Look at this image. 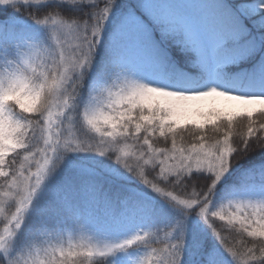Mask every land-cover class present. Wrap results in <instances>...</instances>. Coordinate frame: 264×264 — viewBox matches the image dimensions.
I'll return each mask as SVG.
<instances>
[{
	"label": "snow or ice",
	"instance_id": "obj_1",
	"mask_svg": "<svg viewBox=\"0 0 264 264\" xmlns=\"http://www.w3.org/2000/svg\"><path fill=\"white\" fill-rule=\"evenodd\" d=\"M0 264H264V0H0Z\"/></svg>",
	"mask_w": 264,
	"mask_h": 264
},
{
	"label": "trees",
	"instance_id": "obj_2",
	"mask_svg": "<svg viewBox=\"0 0 264 264\" xmlns=\"http://www.w3.org/2000/svg\"><path fill=\"white\" fill-rule=\"evenodd\" d=\"M184 2H185V3H193V4H194V3L207 2V0H184ZM255 118H256V114H254V116H253V119H255ZM236 119H237V121L242 120L241 117H237ZM208 128L210 129L211 126L209 125ZM186 139H187V137H186ZM160 146H163V145L161 144ZM221 234L224 235V236H227L229 240H232V239H233V236H232V235H229V233H228L227 230H222V231H221ZM66 239H67V237H65V240H66ZM237 239H238V237H237Z\"/></svg>",
	"mask_w": 264,
	"mask_h": 264
}]
</instances>
